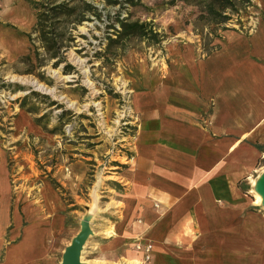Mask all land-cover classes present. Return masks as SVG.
Here are the masks:
<instances>
[{"label":"crops","instance_id":"1","mask_svg":"<svg viewBox=\"0 0 264 264\" xmlns=\"http://www.w3.org/2000/svg\"><path fill=\"white\" fill-rule=\"evenodd\" d=\"M258 6L249 33L227 30L204 57L189 49L173 70L135 83L138 135L104 258L141 262L151 244L145 264H264V215L248 197L264 174V0ZM36 22L28 1L0 0L2 55L31 56ZM41 186L16 207L2 172L0 264H61L76 204Z\"/></svg>","mask_w":264,"mask_h":264},{"label":"rangeland","instance_id":"2","mask_svg":"<svg viewBox=\"0 0 264 264\" xmlns=\"http://www.w3.org/2000/svg\"><path fill=\"white\" fill-rule=\"evenodd\" d=\"M111 1L52 0L68 7L67 14L52 21L64 46L60 54L65 60L58 66H54L58 58L50 57L37 33L32 34L30 58L9 60L0 52V176L6 170L16 207L40 197L46 181L64 202L76 204V230L69 234L68 246L88 220L92 234L81 252L88 264H123L131 259H106L99 248L108 241L124 207L120 184L139 128L135 83L173 70L189 49L204 57L227 30L249 33L260 11L258 0H230L225 10L219 9L223 2L216 3L211 12L199 0H137L134 6L126 0L117 5ZM118 12L120 19L152 22L160 41H110L116 38L110 25L120 28L115 21ZM83 15L85 21L71 24ZM67 64L73 68L66 72ZM255 190L254 185L248 192L254 201ZM257 209L264 215L263 205Z\"/></svg>","mask_w":264,"mask_h":264},{"label":"trees","instance_id":"3","mask_svg":"<svg viewBox=\"0 0 264 264\" xmlns=\"http://www.w3.org/2000/svg\"><path fill=\"white\" fill-rule=\"evenodd\" d=\"M30 3L32 8L36 12V17H37V22L35 27L33 28V32L28 34L31 42H32V34L37 33L39 34V39L42 41L44 44L46 50L51 54V58H58V61L54 64V66H58V64L61 61H64L65 58L62 56L61 51L64 48L63 44L58 39V36L56 34V27L55 25H52V21L54 19H59L61 15L67 14V6L65 4H57V2H52V0H46V2H39V1H32V0H26ZM187 1V0H184ZM205 2L209 5L210 12L214 11V5L216 3L223 2L222 5H220L219 9L225 10L228 9L229 6L227 3L230 2V0H199L198 2ZM112 4H120L118 0H113L111 1ZM125 3L134 6L137 3V0H126ZM88 6V5H87ZM89 8H92L89 6ZM70 13L76 11V8L72 10H68ZM74 14V13H73ZM121 12H118L115 17L116 23L119 24V29L114 28V23L110 25V27L114 30L116 33L115 36L116 38H109L110 41L115 42L119 40H125V39H131V38H139V39H144L148 42H156L158 43L159 40V32L155 27L153 26V23L149 22H131L128 19H120ZM218 15V13H215ZM99 18L100 15L96 14ZM221 14H219L220 16ZM222 17V16H220ZM111 19H114L110 17ZM85 19V16H81L79 18H76L75 21H72L71 24L74 26L81 24ZM49 23V25L47 24ZM215 48V47H214ZM213 48V49H214ZM212 49V50H213ZM211 50V51H212ZM210 51V52H211ZM209 52V53H210ZM207 53V54H209ZM38 55V54H36ZM62 56V57H61ZM30 58V56H27ZM73 68L69 64L65 67V71L67 72L66 69Z\"/></svg>","mask_w":264,"mask_h":264},{"label":"water","instance_id":"4","mask_svg":"<svg viewBox=\"0 0 264 264\" xmlns=\"http://www.w3.org/2000/svg\"><path fill=\"white\" fill-rule=\"evenodd\" d=\"M257 183L256 191L264 194V174L261 175ZM91 234L92 231L89 222L86 220L82 223L81 232L72 240L71 245L66 248L61 264H88L81 261V252L86 240Z\"/></svg>","mask_w":264,"mask_h":264},{"label":"bare ground","instance_id":"5","mask_svg":"<svg viewBox=\"0 0 264 264\" xmlns=\"http://www.w3.org/2000/svg\"><path fill=\"white\" fill-rule=\"evenodd\" d=\"M35 83H33L35 87H38L41 90H45V88H44L43 85H41V84H39L37 82H35ZM71 106H75V104L72 103ZM257 182H258V180H256L254 182L255 188H256V186L258 184ZM254 192H255V201H254V204L257 205V206H259V205H263L264 206V204H263L264 203V194L261 193V192H258L256 190ZM81 260L83 261L82 256H81ZM123 264H140V263H139V261L137 259H129V260H126V263H123Z\"/></svg>","mask_w":264,"mask_h":264},{"label":"built area","instance_id":"6","mask_svg":"<svg viewBox=\"0 0 264 264\" xmlns=\"http://www.w3.org/2000/svg\"><path fill=\"white\" fill-rule=\"evenodd\" d=\"M139 249H141L142 247L141 246H138ZM144 250H145V258L149 259L150 258V253H151V250H152V245L151 244H147L145 247H144Z\"/></svg>","mask_w":264,"mask_h":264}]
</instances>
